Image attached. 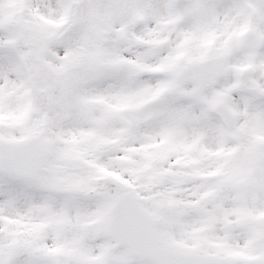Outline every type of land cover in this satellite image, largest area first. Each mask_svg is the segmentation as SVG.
<instances>
[{"label": "snow or ice", "instance_id": "6c2138e0", "mask_svg": "<svg viewBox=\"0 0 264 264\" xmlns=\"http://www.w3.org/2000/svg\"><path fill=\"white\" fill-rule=\"evenodd\" d=\"M0 264H264V0H0Z\"/></svg>", "mask_w": 264, "mask_h": 264}]
</instances>
